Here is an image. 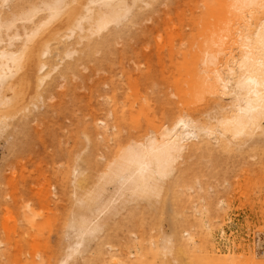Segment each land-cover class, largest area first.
<instances>
[{
	"label": "bare ground",
	"instance_id": "6f19581e",
	"mask_svg": "<svg viewBox=\"0 0 264 264\" xmlns=\"http://www.w3.org/2000/svg\"><path fill=\"white\" fill-rule=\"evenodd\" d=\"M163 2L180 6L177 0H0V136L17 123L10 120L22 121L13 134L25 127L28 133L31 118L58 112L59 102L35 109L57 92V74L67 78L100 49V63L112 68L124 38L120 61L129 51L138 59L128 81L108 76L110 93L97 97L110 109L90 106L94 130L77 125L85 150L71 173L75 208L59 224V255L42 264H264L261 235L257 246L244 244L239 253L218 245V236L233 245L225 227L231 214L230 204L224 212L215 207L238 156H258L250 165L264 168V0H186L190 8H176L178 25L168 23V40H153L152 65L150 53L132 40L152 41L154 27L141 25ZM142 56L148 71L136 76ZM101 145L111 154L103 166ZM57 154L49 153L54 162ZM250 184L263 188L264 174L251 176ZM40 193L48 205L50 190ZM146 216L160 219L150 224Z\"/></svg>",
	"mask_w": 264,
	"mask_h": 264
},
{
	"label": "rangeland",
	"instance_id": "374dc122",
	"mask_svg": "<svg viewBox=\"0 0 264 264\" xmlns=\"http://www.w3.org/2000/svg\"><path fill=\"white\" fill-rule=\"evenodd\" d=\"M177 6H179V3ZM177 6H168L163 2L160 7L162 8L161 11L155 13L151 19L144 21L141 25L147 28L154 27L155 32L152 41L147 43V40L144 39L141 43V40H132L134 46L137 45V48L142 47L143 52L150 53L149 57L153 58L151 59L152 65L156 64V61L154 62L156 55L152 54L156 46L153 40L157 39L159 42L168 40L169 30L174 29V23L178 22ZM179 8L185 10L190 6L187 5L186 0H181ZM157 14L159 15L157 16ZM154 17L156 19L159 17V19L156 20ZM160 17L165 20L164 24L160 21L162 20ZM157 22L162 26L157 25ZM169 22L171 29H169ZM176 25L178 24L176 23ZM124 42L125 39L122 38L116 44V53L113 55L115 63L112 68H108V62L100 63L99 57L103 54L100 49L99 52L86 57L82 64L75 68L67 78L61 76V73L57 74V92L52 98L45 97L44 102L39 101V107L35 109V112H45L48 102H59L61 109L58 112L46 113L43 119L38 117L36 120L30 116V123V120L27 119L30 126L28 124L26 126L32 134L25 131L26 127L24 133H17V129H14L15 140L18 141L15 143L13 139L15 135L11 131L12 126H16L19 124L18 122L22 124V121L21 119H13L10 121L17 123H11V129L8 128L0 136V264H37L38 262V264H42L47 258V260L53 261L54 257L59 255L58 250L60 251V248L57 242L61 232L59 224L62 225L63 221L64 223L68 221L75 208V199L72 195L73 185L70 181L72 170L75 167V156L85 150L83 132L79 133L77 125L85 129L84 132L93 131L94 123L90 114V106L104 108L106 111L110 109L107 101L97 97L98 94L107 95L110 93L111 86L108 81L110 74H116V78L123 75V78L128 81L127 70H132V66L136 65L138 59L133 61V58H130L132 53L129 51L125 52L124 60L120 61ZM143 57L139 60V62H142H140L142 64L141 69L134 70L136 76H142L148 71V66L143 62L146 60H143ZM170 98L175 99L174 96H170ZM86 115L88 120L85 118ZM98 118L106 122L104 113H100ZM88 121L92 122L93 125L89 124ZM97 126H104V124L98 123ZM40 130L42 133H40ZM42 140L46 141L43 142ZM43 143H46V146ZM51 151L58 152L55 162L50 158L49 153L51 154ZM69 153H73L74 157L70 158ZM99 154L104 155V157L98 158L99 163L103 166L108 162L106 157L110 158L111 154H107L104 145H101ZM256 157V160H253L252 157V161L250 158L246 159L243 156L237 157V161L240 163L231 166L230 170L227 171L230 175V178H228L231 182L230 186H228V189L224 188L218 200L215 201V207H217V204H221L218 205L219 212H224L226 206H228L227 204H230L227 210H229L232 220L228 219L225 227L233 245H228L219 236L218 245L221 243L223 249L235 253H239L244 244L257 246L256 237L258 235L264 238V187L257 186L255 188L251 184L249 187L246 186L248 180H251V176L264 174V168L250 165V163L260 161L259 157ZM247 171L251 175L249 178ZM67 180L70 181L67 185L70 191L69 194L64 190L65 181ZM237 180H240L242 184L240 185ZM88 182H90V178ZM42 190L47 193L50 190L51 201L48 205L41 203L42 193L40 192ZM37 211L41 213L40 217ZM33 212L36 214H33ZM43 216H45L44 222L41 218ZM146 218V221L150 224L160 219L158 216L153 218L146 216ZM39 219H41V222L38 221ZM35 221L37 224L40 222L41 227H38ZM50 248L52 252H50ZM55 254L58 255L55 256Z\"/></svg>",
	"mask_w": 264,
	"mask_h": 264
}]
</instances>
